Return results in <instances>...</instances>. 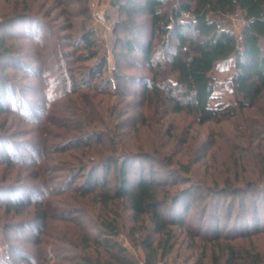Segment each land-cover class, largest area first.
I'll return each mask as SVG.
<instances>
[{"label": "trees", "instance_id": "trees-1", "mask_svg": "<svg viewBox=\"0 0 264 264\" xmlns=\"http://www.w3.org/2000/svg\"><path fill=\"white\" fill-rule=\"evenodd\" d=\"M49 1H52L51 6L45 8ZM84 1L15 0L12 15L0 23L9 28L25 23L27 30L23 34L32 39L34 46L43 49H37L33 54L35 61L28 62L20 53L6 48L2 37L0 62L8 60L16 69L42 77L46 75L53 83L49 89L40 90L48 100L33 102L36 112L46 113V117L36 126L37 140L25 144L26 151L35 159L39 158L32 171H41L45 165L41 161L46 159L53 163L52 166L43 169L39 186L0 185V210L6 214H20L25 208L33 207L35 234L32 239L38 247L32 251L23 250L20 254L22 264H46L54 259L53 254L57 255L59 262L68 264H139L140 261L118 241L125 228L132 239L131 247H139L144 253L142 264L162 261L173 244L179 241L191 257L197 256L195 261L187 264H204L203 261L213 255L220 256L223 264H260V254L249 245L250 239L264 234V230L259 228L257 208H253L254 228L249 234L246 231L249 226L243 222L241 226L244 229L234 235L222 234L217 229L213 235L199 234L198 230L185 226L184 218L194 201L193 198L190 202L186 199L192 195L201 193L199 200L208 202H214L219 196H228L231 201L240 198L243 203L245 197L263 193V169L253 182L233 173L232 177L229 176L231 179L227 177L221 182L214 177L210 184L198 183L192 182L193 176L190 175L191 165L198 163L200 158L191 163L179 159L167 165V169L173 167L172 170L178 172L168 185L161 178L153 177L152 165L144 166L150 160L160 161L158 158L140 146H127L125 141L122 142L124 137L116 136L121 131L128 135L131 132L129 128L137 124L147 127L145 117L151 110L154 114L159 112L161 120L169 114L183 112L194 118L197 125L219 124L243 114L264 118V0H112L117 14L122 13L125 19L118 17L114 29L120 26L122 30H128L131 37L115 38L114 45H118L120 50L114 55L112 76L105 77L106 56H98L95 28L82 23L80 33L75 37L71 33L52 32V41L49 40L52 36L41 33L42 26L50 29L43 16L48 18L54 9L61 7L57 16L67 20L72 14L67 12L66 5L84 4ZM238 12L244 24L239 37H236L223 29L222 23L224 17ZM76 13V17L85 19L88 15L85 6ZM133 16L148 18L146 42H142L144 25H139ZM73 28L74 24L69 22L59 31ZM154 37L159 40L155 49L152 46ZM48 44L53 48L45 49ZM70 48L71 51L67 50ZM79 48L86 49V53L75 61L97 60L80 68L81 72L73 73L74 67L70 66L72 51ZM133 53L139 55L150 78L136 80L119 71L120 60H128ZM48 62L55 63V70L44 74L43 68ZM220 62L232 63L233 73L227 84L233 103L211 106L215 89L211 73ZM55 71L56 75L50 74ZM10 82L0 72V113L6 111L7 102H11L13 107L18 105L22 111H30L29 103L15 97ZM135 83L141 89L132 93L131 86ZM57 87L61 89L57 90ZM137 96L140 102L132 99ZM54 99H60L61 114L56 104L48 109L47 101L51 103ZM55 113L61 117L57 123L53 122ZM2 154L1 161L8 166L29 162L28 157L22 162L14 161L6 148L2 149ZM50 155L55 157L51 159ZM185 155H182L183 159ZM52 172L56 173L53 174L55 176ZM48 177L63 179L57 188L54 186L58 192L46 191L47 180L51 179ZM178 179L186 186L172 192L169 188ZM32 188L37 193L46 192V197L64 196L59 204L66 208L60 210L56 221L66 223L67 220L73 229L63 226L64 235L56 236L54 244L43 241L39 236H45L47 227L54 221L47 207L50 200L21 193ZM4 193H11V199ZM231 206L233 204L229 202L227 209ZM70 213L75 218L68 220L64 214ZM90 213H94L91 229L80 218ZM211 215L215 216L214 213ZM136 235L140 236L138 240H134ZM57 244L68 248L61 250ZM43 246L50 247L51 252L41 248ZM87 248L93 249L94 257L84 253ZM78 249L81 251L79 254ZM60 252H74L78 259L60 257ZM5 262L7 264V259Z\"/></svg>", "mask_w": 264, "mask_h": 264}, {"label": "rangeland", "instance_id": "rangeland-1", "mask_svg": "<svg viewBox=\"0 0 264 264\" xmlns=\"http://www.w3.org/2000/svg\"><path fill=\"white\" fill-rule=\"evenodd\" d=\"M102 1L104 0H85L84 4L66 5L65 8L68 10L67 12L72 14L67 20L57 16L61 7L54 9V11L51 12L50 17L45 18L43 16L44 20L49 22L50 29L42 26L41 33L43 36L45 34L52 36V32H55L56 34L71 33L75 37L80 33V25L82 23H86V25L95 28L97 34L99 35H96L98 42V45L96 46L98 49V56H106V68L103 72V77H105L112 76L111 69L116 60L114 55L120 50L118 45H114L115 38L124 39L126 36L130 38L131 34L128 30H122L120 26L114 29L116 21L113 22V20L108 17L107 13L111 15L113 11L115 18L117 19L119 17L121 20H125L124 16L122 13L121 15L117 14L116 7L113 4L109 8L107 7L108 10H105V8L101 6ZM14 2L15 0H0V23L12 15ZM37 2H40V0H37ZM51 4L52 1H49L45 8H48ZM81 6H85V8H87L88 15L86 19L84 17H76V10L81 8ZM95 12L96 14H101L100 20L93 16ZM39 16L42 17L41 14H39ZM133 19L138 21L139 25H144V29L142 30V42H146L145 35L149 33L147 27L148 18L133 16ZM69 22L74 24V28L72 30L60 32L59 28L69 24ZM23 24L25 23H17L14 27H11L12 29L4 27L5 25H0V39L3 37L6 48H9L11 51L16 53H20L28 62H32V60L34 62L35 60L33 54L37 49L40 51L41 47L39 46V48H37L34 46L32 39L27 38L23 34V32L27 30L25 27L26 25L24 26ZM243 24L244 21L240 12L224 17L222 23L223 29L232 32L236 37H239ZM98 30H101L102 36L100 35L101 32L99 33ZM113 30H115V33H113ZM49 40L52 41L53 36ZM158 43V37H154L152 40V46H154V49ZM52 46V44H48L45 46V49L49 50L53 48ZM67 50L71 51L72 49L70 48ZM72 52H74V55L71 59L72 64L70 66L74 67L73 73L81 72V70H79L80 68L91 65L97 60L90 59L85 62H78L75 61L76 58H78V56L83 57L86 53V49L79 48L78 50H74ZM54 65L55 63L53 62L45 64L43 73L47 74L48 70H55L53 67ZM118 69L121 73L126 74L127 76H133L136 80H139L141 77L150 78L148 69L145 65H142L137 53L131 54L128 60L121 59L118 64ZM37 70H40V68ZM0 72L6 77V79L11 81L10 84L13 85L11 86V89L15 90V97L25 100L30 104L29 108L31 109L28 112L22 111L21 107L18 105L13 107L11 102H7L6 111L0 113V185L18 187L22 184H30L39 186L42 180L40 175H42L43 169H46V167L50 168L53 163L46 159L45 161H41V163L45 164H43L44 166L41 171H32L31 168L37 164L39 158L35 159V157H32L26 151L25 144L26 142H35L37 140L36 126H38V124L46 117V113L41 115L36 112L37 107L36 105H33V102L35 100L41 101V99L48 100L45 98V94L40 92V90L45 91L46 89H49L53 83L48 81V77H46V75L45 77H42V75H35L34 72L29 73L21 69L14 68L8 60L0 62ZM56 72L57 71L50 72V74L56 75ZM232 73L233 67L230 62H220L214 66L211 74L215 80V89L214 98L210 103L211 106H214L217 103H233V96L230 92V87L227 84V81ZM60 89L61 88L57 90ZM140 89L141 87L138 83L131 86L132 93L139 92ZM47 91L50 93V90ZM54 92L56 91H53L52 93ZM132 99L136 102H140L139 96ZM47 103L49 105L48 109L56 104L55 107L58 109V113L61 114L59 111L62 107L60 106V99H54L51 103L47 101ZM144 112H147L146 109ZM58 113H55L53 122L57 123L61 119ZM160 116L159 112L158 114H154L153 110H151L146 113L145 117L147 127L137 124L136 127L129 128L131 132L128 135L125 134V131H121L117 133L116 136L124 137L125 140L122 139V142L125 141L127 146H134V148L135 146H140L147 152H151L155 158H158L157 160H160L158 162L156 160H150L144 163L145 167L152 165L154 178H161L169 185L171 178L173 176H177L178 172L173 171V167H168L169 169H167V165H170V162H177L179 159L185 163H191L195 161L197 157L200 158L198 163L191 165L192 175L190 176H193L192 182H205L210 184L214 177L221 182L224 178L229 176L232 177L233 173L244 176L245 180L248 182H253L258 177L260 170H264V118L243 114L241 116L239 115L231 118L227 122H221L219 124L208 123L204 125H197L194 118L183 112L169 114L162 120L160 119ZM160 120L161 122H159ZM55 131H57V129H55ZM3 148H6L7 152L12 155L14 161L22 162L25 157H28V164L23 165V163H17L16 165L8 166L2 163ZM204 148L205 151H203ZM14 152H16L15 155ZM185 153V159H183L182 155ZM51 157L54 158L55 156L50 155V158ZM218 173H220V177H218ZM51 174L52 176H55L53 174L56 173L52 172ZM169 174H171L170 177H168ZM231 177H229V179H231ZM47 181L46 191L51 193L58 192L56 189L57 186L64 182L63 179L58 180L54 178L48 179ZM54 186L56 187L55 189ZM184 186H186L185 183L178 179L169 189L174 192ZM34 188L30 189V191L23 190L21 193L24 196L29 194L33 198H36V196L46 197V192L37 193L33 190ZM4 194L11 199L9 196L11 193ZM201 196L202 194L200 193L197 196L192 195L191 197H187V201L190 202L192 198L194 201L192 200V207L187 213H185L184 218L185 226H188L193 230H198L199 234L213 235L215 233L214 230L217 229V231L222 234L229 233L234 235V233L240 232L241 229H244L241 226L242 222L246 225L248 224L249 228L246 231L249 234L254 228L252 227L254 226V207L257 208L258 219H260L259 228L264 230V192L245 197L243 203L240 198H236L231 201V198L228 196H219L214 202H208L205 199L199 200ZM61 198H64V196L46 197L47 200H50L49 203L51 204L47 207L49 208V214L54 221L50 223L49 227H47L45 236L42 234L39 236L43 239V241L50 244H54L53 242L56 236L58 237L64 235L63 226L67 227V229H73L72 225L68 223L67 220L66 223H59L56 221L60 214V210L66 208L59 204ZM217 202H219V204ZM229 202H232L233 206H231L230 209H227L230 206L229 205L227 207ZM238 205H241V208L238 207ZM32 208V206H29L22 210L20 214H15L13 212L6 214L4 210H0V264H6L5 259H7V264H22L20 254L23 250L30 249L32 251L34 248L38 247L34 245V241L32 239L35 234V226L32 225L34 223L32 220ZM211 213H214L215 216H212ZM229 213L230 216H228ZM92 214L94 213L80 217L88 224L90 229L91 227L93 228L92 224H94V221H92ZM74 216L75 215L71 213L67 215L64 214V217L68 220L75 218ZM125 226H128V224L126 223ZM92 230V232H94V229ZM139 237V235H136L134 240H138ZM130 240L132 242V239L128 236L125 228L121 231L118 241L125 245L128 248V251L140 261L139 264H142L144 260V253L139 247H131ZM250 240V247H255L260 254L258 262H260V264H264V234L260 233L257 237ZM179 242L173 244L174 247L172 246V248L167 252L166 257L156 264H187L195 261L197 256L191 257V253L186 251L184 249V245L181 246ZM245 246L247 248V245ZM57 247L61 250L68 248L67 245L60 244H57ZM41 248L51 252L50 247L48 246H43ZM79 252L81 251L78 249L77 253L79 254ZM84 253L91 257L95 256L92 248L85 249ZM53 256L54 259L50 260L46 264H68L67 262H59V260L56 259L57 255L53 254ZM59 256H64L69 259L75 257L78 259L74 252H60ZM203 263L223 264V260L220 256L213 255V257H207Z\"/></svg>", "mask_w": 264, "mask_h": 264}, {"label": "crops", "instance_id": "crops-1", "mask_svg": "<svg viewBox=\"0 0 264 264\" xmlns=\"http://www.w3.org/2000/svg\"><path fill=\"white\" fill-rule=\"evenodd\" d=\"M111 5H112V0H104V1H102V3H101V6H102L103 8H105V10H108V8H109ZM107 7H108V8H107ZM107 15H108V17H109L111 20H113V22L116 21L115 14H114L113 11H112V14H111V15H109L108 13H107ZM98 31H99V33L101 32V30H98ZM100 35L102 36V32H101ZM107 40H108V39H107Z\"/></svg>", "mask_w": 264, "mask_h": 264}, {"label": "built area", "instance_id": "built-area-1", "mask_svg": "<svg viewBox=\"0 0 264 264\" xmlns=\"http://www.w3.org/2000/svg\"><path fill=\"white\" fill-rule=\"evenodd\" d=\"M95 9V8H94ZM96 19L98 18L99 20L101 19V14L100 13H97L96 14V12L94 13V15H93ZM100 17V18H99Z\"/></svg>", "mask_w": 264, "mask_h": 264}]
</instances>
